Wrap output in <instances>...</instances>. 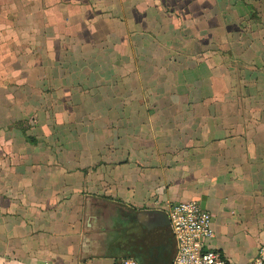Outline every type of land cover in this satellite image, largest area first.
Wrapping results in <instances>:
<instances>
[{
    "label": "crops",
    "instance_id": "obj_1",
    "mask_svg": "<svg viewBox=\"0 0 264 264\" xmlns=\"http://www.w3.org/2000/svg\"><path fill=\"white\" fill-rule=\"evenodd\" d=\"M183 199L256 257L264 0H0V264H116Z\"/></svg>",
    "mask_w": 264,
    "mask_h": 264
},
{
    "label": "built area",
    "instance_id": "obj_2",
    "mask_svg": "<svg viewBox=\"0 0 264 264\" xmlns=\"http://www.w3.org/2000/svg\"><path fill=\"white\" fill-rule=\"evenodd\" d=\"M165 210L176 238L172 264H264V242L251 262L241 263L228 257L221 249L207 246L215 235L212 212L196 199L168 202ZM121 264H138L137 259L126 257Z\"/></svg>",
    "mask_w": 264,
    "mask_h": 264
},
{
    "label": "water",
    "instance_id": "obj_3",
    "mask_svg": "<svg viewBox=\"0 0 264 264\" xmlns=\"http://www.w3.org/2000/svg\"><path fill=\"white\" fill-rule=\"evenodd\" d=\"M150 228V229H158L164 228L168 232L167 238H164L162 242V246L167 245L170 247L172 245L175 246L176 250V238L172 229L171 221L168 216V213L163 208H155V209H148V210H136L130 222L125 227V233L128 239L125 240L123 243L125 248L126 255L130 257H134L140 261H144L146 258V254L144 255L142 250H133L131 247L132 239H129V235L139 230L140 228ZM166 244V245H165Z\"/></svg>",
    "mask_w": 264,
    "mask_h": 264
},
{
    "label": "rangeland",
    "instance_id": "obj_4",
    "mask_svg": "<svg viewBox=\"0 0 264 264\" xmlns=\"http://www.w3.org/2000/svg\"><path fill=\"white\" fill-rule=\"evenodd\" d=\"M167 234L164 228L158 230L143 227L129 235V239H132V249L142 250L144 255H147L146 259L139 264H169L171 262L175 254V246H162Z\"/></svg>",
    "mask_w": 264,
    "mask_h": 264
},
{
    "label": "trees",
    "instance_id": "obj_5",
    "mask_svg": "<svg viewBox=\"0 0 264 264\" xmlns=\"http://www.w3.org/2000/svg\"><path fill=\"white\" fill-rule=\"evenodd\" d=\"M116 264H121V261H118Z\"/></svg>",
    "mask_w": 264,
    "mask_h": 264
}]
</instances>
